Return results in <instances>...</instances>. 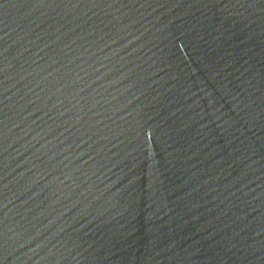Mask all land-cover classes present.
I'll return each mask as SVG.
<instances>
[{
    "label": "water",
    "instance_id": "95a60500",
    "mask_svg": "<svg viewBox=\"0 0 264 264\" xmlns=\"http://www.w3.org/2000/svg\"><path fill=\"white\" fill-rule=\"evenodd\" d=\"M0 264H264V0H0Z\"/></svg>",
    "mask_w": 264,
    "mask_h": 264
}]
</instances>
